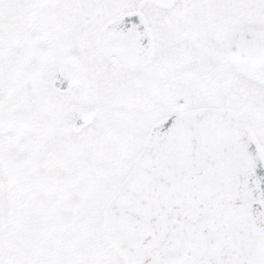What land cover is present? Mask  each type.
I'll return each mask as SVG.
<instances>
[{
    "label": "snow or ice",
    "instance_id": "1",
    "mask_svg": "<svg viewBox=\"0 0 264 264\" xmlns=\"http://www.w3.org/2000/svg\"><path fill=\"white\" fill-rule=\"evenodd\" d=\"M0 264H264V0H0Z\"/></svg>",
    "mask_w": 264,
    "mask_h": 264
}]
</instances>
